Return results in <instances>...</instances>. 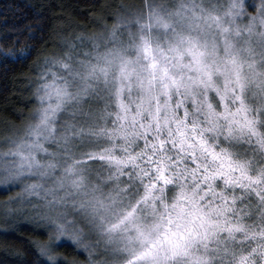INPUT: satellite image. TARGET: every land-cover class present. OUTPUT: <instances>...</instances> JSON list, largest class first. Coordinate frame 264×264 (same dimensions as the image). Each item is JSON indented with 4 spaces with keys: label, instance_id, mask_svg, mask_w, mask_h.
<instances>
[{
    "label": "snow or ice",
    "instance_id": "1",
    "mask_svg": "<svg viewBox=\"0 0 264 264\" xmlns=\"http://www.w3.org/2000/svg\"><path fill=\"white\" fill-rule=\"evenodd\" d=\"M248 7L146 2L44 59L0 182L54 226L49 264L69 242L88 264H264V0Z\"/></svg>",
    "mask_w": 264,
    "mask_h": 264
},
{
    "label": "trees",
    "instance_id": "2",
    "mask_svg": "<svg viewBox=\"0 0 264 264\" xmlns=\"http://www.w3.org/2000/svg\"><path fill=\"white\" fill-rule=\"evenodd\" d=\"M146 2L151 5L150 0H0V147L32 120L37 76L46 57L77 36L102 35L118 16L145 11ZM21 196L20 186L0 182V264H49L38 246L49 243L47 233L54 226L22 220L16 212L25 207L14 204L23 201ZM54 254L57 264L87 263L84 249L71 242Z\"/></svg>",
    "mask_w": 264,
    "mask_h": 264
},
{
    "label": "rangeland",
    "instance_id": "3",
    "mask_svg": "<svg viewBox=\"0 0 264 264\" xmlns=\"http://www.w3.org/2000/svg\"><path fill=\"white\" fill-rule=\"evenodd\" d=\"M172 0H150V3L151 4H161V3H171ZM214 3H217V2H220V3H224V4H227V0H213ZM259 3V0H245V5L247 7V10L250 14H254V9L252 7H248L249 5H252V4H258ZM142 9V8H141ZM107 32L103 33L102 35H106ZM16 200H18V198H16ZM29 200H32L33 203H37L39 204V201H37L34 197L32 198H25L23 199V201H16L14 204L15 206H22V207H25V208H20L18 207V211L16 212L17 214H23L24 217H21L22 220H25V221H41V222H45V223H48L47 221L43 220L41 218V215L43 213V209H40V212H41V215H37V209L36 208H33L32 206V203H29ZM20 203V204H19ZM95 238H92V240L90 241L91 243V247L93 249L92 251V260H95V261H104L106 259H108L107 255L105 254L104 250H103V247L102 246H99L97 247L95 245V242H94ZM86 242H89L87 237H86ZM85 253L87 254V263L88 264V260H89V256H88V252L85 251Z\"/></svg>",
    "mask_w": 264,
    "mask_h": 264
}]
</instances>
